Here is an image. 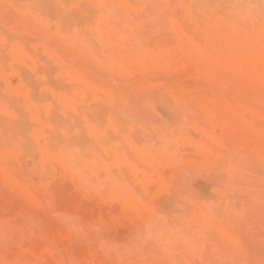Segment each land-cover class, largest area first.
<instances>
[{"label": "bare ground", "instance_id": "1", "mask_svg": "<svg viewBox=\"0 0 264 264\" xmlns=\"http://www.w3.org/2000/svg\"><path fill=\"white\" fill-rule=\"evenodd\" d=\"M0 190V264H264V0H0Z\"/></svg>", "mask_w": 264, "mask_h": 264}, {"label": "rangeland", "instance_id": "2", "mask_svg": "<svg viewBox=\"0 0 264 264\" xmlns=\"http://www.w3.org/2000/svg\"><path fill=\"white\" fill-rule=\"evenodd\" d=\"M221 10H223V11H226V10H228L229 9V5L228 4H226V3H224V2H221ZM145 76L146 77H148V78H153V77H155L156 75H155V73L154 72H149V73H147V74H145ZM130 78V77H129ZM126 78V79H124V78H121V77H118V80H120L121 82H132V81H134V79H135V77L133 76V78ZM122 79H123V81H122ZM129 79V80H128ZM14 80H16L15 78H14ZM128 80V81H127ZM162 108V107H161ZM161 108H159V110H161ZM160 113H161V115H163V116H165V115H167V113H166V110L163 112V109L160 111ZM164 113H165V115H164ZM207 176L206 175H203V174H201V175H196L195 176V187L199 190V191H202L203 193H205V194H212L213 192H212V188H211V186H210V184H209V180H208V178H206ZM63 186H67V188L69 187V186H71V185H69V183H65V184H63ZM3 191H4V189H3ZM3 191L2 190H0V194L1 193H3ZM167 194L166 193H163V194H160V195H158L157 197H155V204H157L159 201H161V200H164V197H168V195L166 196ZM163 198V199H162ZM60 199L61 200H59V203H65V202H67L68 200H69V196H65V195H63V196H61L60 197ZM60 201H62V202H60ZM2 202H5V203H7V204H9L8 202H6V201H2ZM5 203H3V205L1 204V202H0V207L2 208V206H7ZM110 205H107L106 204V206H105V204L104 205H101L100 206V209L102 210V207H103V209H104V212H106L107 210H109L110 208H108ZM116 206V205H115ZM111 208L113 207V205H111L110 206ZM4 208V209H3ZM2 209L3 210H5V211H1V212H3L4 214H6L7 215V213H8V211L9 212H11V213H8V215H11L13 212L11 211V209L13 210V206L12 205H10L8 208H9V210H7V207H3ZM1 210V209H0ZM7 212V213H6ZM116 228V231H121V233H125V232H127V229H125L123 226H116L115 227ZM118 228H119V230H118ZM126 230L125 232H123L124 230ZM119 231V232H120ZM128 233V232H127Z\"/></svg>", "mask_w": 264, "mask_h": 264}]
</instances>
